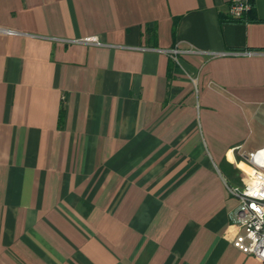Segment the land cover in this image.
Wrapping results in <instances>:
<instances>
[{
    "label": "crops",
    "instance_id": "crops-1",
    "mask_svg": "<svg viewBox=\"0 0 264 264\" xmlns=\"http://www.w3.org/2000/svg\"><path fill=\"white\" fill-rule=\"evenodd\" d=\"M228 3L0 0V264H264L228 191L264 146V0Z\"/></svg>",
    "mask_w": 264,
    "mask_h": 264
},
{
    "label": "built area",
    "instance_id": "built-area-1",
    "mask_svg": "<svg viewBox=\"0 0 264 264\" xmlns=\"http://www.w3.org/2000/svg\"><path fill=\"white\" fill-rule=\"evenodd\" d=\"M253 0H229L228 12L231 18L244 17L251 9ZM0 32L16 33L13 29L0 27ZM78 41L103 44L97 36L91 35L76 39ZM187 51L191 49H186ZM174 56L179 49L170 51ZM208 55L225 54V52L199 51ZM260 51L245 50L244 53ZM244 159L248 163V171L244 182L240 186H228V191L236 196L237 208L231 220L240 231L232 240L239 250L258 258L264 263V146L244 152Z\"/></svg>",
    "mask_w": 264,
    "mask_h": 264
},
{
    "label": "trees",
    "instance_id": "trees-1",
    "mask_svg": "<svg viewBox=\"0 0 264 264\" xmlns=\"http://www.w3.org/2000/svg\"><path fill=\"white\" fill-rule=\"evenodd\" d=\"M245 17H246V15H245L244 17H242V18H239V19H234V20L241 21V20H244V19H245Z\"/></svg>",
    "mask_w": 264,
    "mask_h": 264
}]
</instances>
